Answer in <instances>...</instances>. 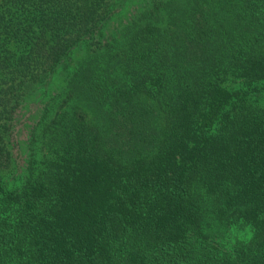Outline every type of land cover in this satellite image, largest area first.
<instances>
[{
  "label": "trees",
  "instance_id": "16d2710c",
  "mask_svg": "<svg viewBox=\"0 0 264 264\" xmlns=\"http://www.w3.org/2000/svg\"><path fill=\"white\" fill-rule=\"evenodd\" d=\"M0 264H264V0H0Z\"/></svg>",
  "mask_w": 264,
  "mask_h": 264
}]
</instances>
